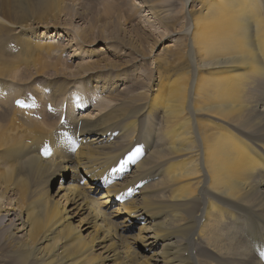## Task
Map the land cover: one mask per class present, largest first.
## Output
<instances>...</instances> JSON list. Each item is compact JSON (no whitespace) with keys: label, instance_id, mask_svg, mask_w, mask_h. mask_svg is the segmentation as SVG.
I'll use <instances>...</instances> for the list:
<instances>
[{"label":"bare ground","instance_id":"bare-ground-1","mask_svg":"<svg viewBox=\"0 0 264 264\" xmlns=\"http://www.w3.org/2000/svg\"><path fill=\"white\" fill-rule=\"evenodd\" d=\"M73 1L0 0V103L11 102L0 106V197L12 192L20 214L16 221L21 220L13 223V214H1L0 208L8 259L13 264H264V0H178L183 13L174 14L171 61L177 74L165 87L159 75L153 94L111 97L117 102L108 101L92 117L83 115V102L73 114L64 107L66 96L59 102L47 96L42 120L32 119L25 114L32 109L13 104L22 93L7 94L5 85L7 80L24 85L18 79L32 71L37 77L58 72L59 62L50 61L51 52L38 43L44 40L29 36L28 28H59L62 16H77ZM138 2L159 25L160 0ZM79 66L80 77L90 82L101 83L116 71L91 70L101 67L100 61ZM45 79L55 94L66 93L70 84L68 77ZM48 101L54 110H47ZM30 102L41 111L40 100ZM137 148L130 159L129 150ZM70 171L69 184L55 201L48 183ZM79 173L87 187L77 183ZM61 184L60 179L59 189ZM86 189L104 193L94 198ZM130 196L136 198L124 204ZM108 202L118 205L113 215L102 209ZM80 212L75 226L71 219ZM119 212L122 220H116ZM137 222L143 225L133 238L119 232ZM185 235L187 253L181 247ZM100 243L104 254L96 251Z\"/></svg>","mask_w":264,"mask_h":264},{"label":"rangeland","instance_id":"rangeland-1","mask_svg":"<svg viewBox=\"0 0 264 264\" xmlns=\"http://www.w3.org/2000/svg\"><path fill=\"white\" fill-rule=\"evenodd\" d=\"M138 3V0H129V2H127V0H74L71 4V8L74 9L77 16L72 18L67 15L62 16L61 19H59V28L53 29L50 27L51 25H34L32 28H28L30 29L29 31H31V33L28 34L29 36L44 40L38 41V43L45 46V49L42 50L51 52L52 58H50V61L53 63L59 62V64H57L58 72L54 74L52 71H45L43 76L38 77L37 75H33V71L22 74L18 81L23 82L24 85L15 84L17 83L15 80H7L5 85L6 93L13 96L22 93L23 97H27L26 99H30V101L38 102L40 100L42 102V104L39 103L41 111H37L38 107L37 110L35 108V110L32 109L25 114H28L27 117L30 115L32 119L42 120L41 117L43 116V112L46 113L44 100H46L47 96L51 97L52 100L56 97L55 102H59L57 100L63 99L65 96L67 100L69 98L68 101L65 99L66 105L68 110L72 109L71 111L73 114H77L80 111L77 104L79 100H81L87 106L85 108L87 109L86 111L81 110L83 111V115L88 113V115L90 114V117H92L97 111L101 110L100 107H105L106 104L111 101L112 103L117 102V100L111 97L123 98L128 95H136L139 91H144L145 94H153L154 91L152 89L157 88L159 75L160 80H162V85L165 87L168 79H173L177 74V63L174 64L171 62L175 57V40L177 39L175 36L174 14L183 13V9L178 3V0H176L175 8H173V0H160L159 6L162 7L164 12L160 14V22L158 25L155 23V17L150 10L144 8V6L142 8ZM126 9L130 13L129 17L127 16ZM118 12H120L121 15H118ZM162 15L165 16L161 17ZM103 26L105 31L100 34L98 28H102ZM132 38L135 39V42H131ZM52 46L59 48L58 51L54 52ZM103 46H106L108 50L102 49ZM61 51L62 53H60ZM93 51H95V53ZM73 54L74 56L72 57ZM55 55L61 58L57 60ZM93 61H100L102 66L91 70L114 68L116 71L109 72L111 77L102 80L103 83L95 81L94 79L93 82H90L86 80L88 77H80V70H82V67H80L79 64L87 66ZM169 62L173 64L169 65ZM166 68H170L169 71H164ZM98 72L103 74L101 71ZM91 74H93L92 77H98L95 73ZM76 75H78V77H76ZM51 77L55 82L63 77L70 78V84L68 85L66 93L55 94L54 84L51 85V83L47 82L45 79ZM30 84H32V87H35L36 90H32ZM112 87L113 90H111ZM48 88L51 90L52 94L45 93V91H49ZM33 98L38 99V101ZM9 103H0V106L4 104L8 105ZM7 108L11 110L10 107ZM9 111L4 113L5 117L8 115L5 118L7 121H9L12 116V111H10L11 113ZM35 111H37V113ZM134 138L135 137H133V139ZM132 143L134 144L135 142L132 141ZM129 151L131 154L133 153L132 149ZM70 175H72L71 171L69 177L62 178L59 174L53 181H49L48 187L46 183L45 188L47 187V189H49L48 193L55 201L58 200L63 193L64 190L62 188L69 184ZM81 177L79 173V177L76 178V180L78 179L77 183L83 186L84 181ZM60 179L62 184L59 189ZM122 179L123 180L117 182L125 181V178ZM156 179H159V177ZM86 185L87 183L85 182L83 187H87ZM1 191L0 189V192ZM99 193L103 194L104 191L94 192V194L91 195L89 194V189H86V196L91 195V197L94 198L100 197L101 194L99 195ZM134 198H136V196H130L127 202L123 203L126 204ZM14 202L15 196L12 192L9 194L6 192L3 197H0V208H5L2 209L1 214L5 213L3 211H7L6 214L8 212L9 214L12 213L13 215L10 214L9 220L17 224L20 223L21 220L16 221L17 216L20 217V214L19 209L13 207L12 204ZM109 202V205L102 209L113 215L116 213L115 211L113 212V210L118 208V205L115 204V202L111 204ZM81 213L82 212L78 213L76 218L71 219L75 226L78 225L79 215ZM123 217V212H119L116 220H122ZM141 225H143V222L131 223L130 228L126 230L123 229L122 231L119 230V232H121L123 236L133 238L132 236L137 233ZM86 227H89V225L86 224L82 228L84 229ZM89 231H91V229L83 234L87 235ZM125 240L131 242L132 239L130 240L128 238ZM186 242L187 238L185 235L183 246H181L185 249L184 252L187 250ZM101 245L102 243H100V245L97 244L96 251L104 254L105 250H102L101 247L99 248ZM132 247L134 246L132 245ZM137 251L140 252L138 249ZM141 253L146 256L148 255L146 252ZM0 264H13L7 257V248L5 244H3L2 238H0ZM109 264H112V262Z\"/></svg>","mask_w":264,"mask_h":264},{"label":"snow or ice","instance_id":"snow-or-ice-1","mask_svg":"<svg viewBox=\"0 0 264 264\" xmlns=\"http://www.w3.org/2000/svg\"><path fill=\"white\" fill-rule=\"evenodd\" d=\"M139 151L140 150L137 148L136 151L134 153H132L129 158L131 159L132 157H134L135 155H137L139 153ZM44 153H45V155L49 154L48 149L46 147L44 149Z\"/></svg>","mask_w":264,"mask_h":264}]
</instances>
